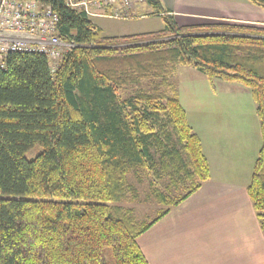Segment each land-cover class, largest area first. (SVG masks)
<instances>
[{
  "label": "trees",
  "instance_id": "obj_1",
  "mask_svg": "<svg viewBox=\"0 0 264 264\" xmlns=\"http://www.w3.org/2000/svg\"><path fill=\"white\" fill-rule=\"evenodd\" d=\"M37 1L74 46L54 72L37 52L12 53L0 68V264H148L137 237L209 177L170 79L178 66L213 91L214 79L249 88L261 146L246 189L264 234V24L179 25L160 0H144L161 30L105 37L83 9ZM130 170L163 206L151 221L119 203L136 198Z\"/></svg>",
  "mask_w": 264,
  "mask_h": 264
},
{
  "label": "crops",
  "instance_id": "obj_2",
  "mask_svg": "<svg viewBox=\"0 0 264 264\" xmlns=\"http://www.w3.org/2000/svg\"><path fill=\"white\" fill-rule=\"evenodd\" d=\"M160 1L174 17L185 14L179 9L183 0ZM185 1L199 4L201 11L206 7ZM143 3L136 2L122 19L136 16L134 10L143 9ZM249 9H236L242 16L236 19L221 10L208 17L250 22L243 18V10ZM179 100L200 139L209 177L137 237L140 250L148 264H264V234L246 189L261 146L257 115L245 103L237 104L242 112L235 119L227 110L233 112L236 102L222 106L211 100Z\"/></svg>",
  "mask_w": 264,
  "mask_h": 264
},
{
  "label": "rangeland",
  "instance_id": "obj_3",
  "mask_svg": "<svg viewBox=\"0 0 264 264\" xmlns=\"http://www.w3.org/2000/svg\"><path fill=\"white\" fill-rule=\"evenodd\" d=\"M184 1L185 0L180 3L179 9H183L185 14L175 15V19L179 25L199 24L206 21L218 20L214 17H208L212 16L208 13L215 14L214 10L224 11L227 13L225 15L227 18L236 19L237 17H242L240 15L241 11H237L242 8V5L250 8L248 11L243 10V13L245 14L243 18L256 24H264V9L249 3L247 0H196L198 2L200 1L201 5L206 6L202 11L199 8V4ZM143 7V9L137 8V10H134L133 13L136 16L130 17L129 19L95 16L90 17V19L101 29V34L105 37H121L161 30L164 25L161 16L154 14L153 7L146 2L143 3ZM234 9H237V12L233 11ZM199 11L203 14L202 17L195 14ZM170 79L176 86L180 99L184 104L186 103V100L191 99L199 101L211 100L212 102L220 103L222 106L225 103L236 102L232 104L234 105L233 112L227 110L232 114L231 117L236 119L241 118L238 114L239 112H242V109H240L237 104L245 103V107L251 108V111L256 114L255 102L249 88L240 83H229L220 79H214V92L212 91L207 78L201 72L190 66H178L176 72ZM135 86L137 85H134L132 88ZM139 86L148 88L149 84L147 83V80H143ZM121 95L126 96L128 94L121 92ZM219 112L221 114L224 113L222 110ZM38 150L39 146L29 149L26 152V157H33ZM126 180L136 189V198L134 200L128 198L119 203L132 207L134 210V217L138 222L151 221L158 215L160 208L163 206L152 193L148 177L143 176L140 178L134 170H130L126 175Z\"/></svg>",
  "mask_w": 264,
  "mask_h": 264
},
{
  "label": "built area",
  "instance_id": "obj_4",
  "mask_svg": "<svg viewBox=\"0 0 264 264\" xmlns=\"http://www.w3.org/2000/svg\"><path fill=\"white\" fill-rule=\"evenodd\" d=\"M87 16L128 17L136 2L144 0H65ZM114 7L111 12L106 9ZM57 13L37 0H0V68L15 52H37L45 56L51 72L74 43L56 34Z\"/></svg>",
  "mask_w": 264,
  "mask_h": 264
},
{
  "label": "bare ground",
  "instance_id": "obj_5",
  "mask_svg": "<svg viewBox=\"0 0 264 264\" xmlns=\"http://www.w3.org/2000/svg\"><path fill=\"white\" fill-rule=\"evenodd\" d=\"M105 17H110V16H105ZM115 18V17H114Z\"/></svg>",
  "mask_w": 264,
  "mask_h": 264
}]
</instances>
